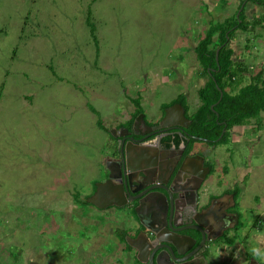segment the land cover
<instances>
[{
    "label": "rangeland",
    "instance_id": "1",
    "mask_svg": "<svg viewBox=\"0 0 264 264\" xmlns=\"http://www.w3.org/2000/svg\"><path fill=\"white\" fill-rule=\"evenodd\" d=\"M239 2L0 0V264L125 262L108 239L89 238L126 222L111 224L108 213L82 203L107 179L112 132L133 119L137 104L150 128L182 94L197 110L208 81L194 51L198 37ZM249 7L252 26L264 8ZM231 48L250 70L246 86L264 70V24L238 31ZM245 127L251 143L197 145L208 152L214 191L238 180L242 225L233 234L242 241L253 238L256 219L264 230V120ZM245 245L256 248L253 239Z\"/></svg>",
    "mask_w": 264,
    "mask_h": 264
},
{
    "label": "flooded vegetation",
    "instance_id": "2",
    "mask_svg": "<svg viewBox=\"0 0 264 264\" xmlns=\"http://www.w3.org/2000/svg\"><path fill=\"white\" fill-rule=\"evenodd\" d=\"M173 105L183 106L181 103H174V101L170 102V104L165 108L162 118H160V120L154 126H159L162 122H164L166 110ZM183 108L185 109L184 115L187 120H181L173 116L171 121L180 122L181 125L174 124L168 126L166 125V127L163 126L159 135H153L147 139V131H149L148 127H143L141 129L142 133L145 135L137 136L132 133L134 124L136 123L140 114L135 118L129 127L127 124L130 123L132 120L131 118L128 121H125L127 124L118 126L115 130L116 137L111 135L115 144L113 148L114 154H112L107 160L106 167L109 165V167L116 169V167L119 166L121 167V171L126 168L127 165L123 159L122 150L124 147L129 145V143H132L130 141V139H132V148H135L136 152H139L143 155V161L138 162V165L142 169L138 166V170L136 169V171L135 168L137 165L133 163L132 168L135 170V172L132 174L131 172H128L131 177L128 179V181H125L124 178L123 181L122 179L121 181L118 179L113 180L117 186L123 184V194L126 197L125 203H123L124 205H113L106 209H101L91 204V206L96 208L99 212L109 214V223L114 224L118 221L113 220H118L119 218L123 219L126 224L122 225L120 228H109L105 234H101V236L98 238H89V240L92 243H95L96 241L99 242L101 240L108 239L111 245L119 250L120 254L123 255L125 262H130V264H144L138 260L137 252L132 247V244L134 242H138L141 236L142 238L139 241V247L144 248L146 246V240L150 242L148 251H150V249L154 246L158 247V245H161V243H156V245H154L156 237L151 235L147 229H153L154 231L159 230V232L162 234L163 229L161 226L165 222H167L166 227L168 229L170 224L176 225V230H180L181 234L192 236L198 241L197 245L187 252L184 257L179 256L181 259L188 257L185 264H214L211 262L212 259H210L208 261L209 263H207L205 258H209L210 254L218 255L219 253L227 254L231 252L230 250L227 251L226 248L224 249V246H220V243H222V238H220L219 240H212L209 244H207L206 248L204 247L193 254V251L196 250L202 242V235L198 231L193 230V227H195L197 223L196 218L201 213H205L206 215L203 222L209 227H213V230L210 231L212 236H219L221 234L224 235L223 237H227L229 234L236 236L233 233L240 231L242 224V214L238 211L239 204L236 201L238 200V192L236 191L238 188V180L235 186L228 189V191L225 190L219 193L214 191V186L211 187V184L208 181L214 173L212 165L206 158V153L208 152H205L204 154V151L199 149L198 146L202 145L201 143H206L211 148L216 147H214V145L210 146V141L204 142L201 140H196L199 137L196 136L197 132L193 127L194 124L192 121L193 113L196 111H191L188 102L187 106H183ZM235 128L231 131L232 135L230 137L233 144H238L241 142H244L243 144H247L248 142L251 143V141H249V139L246 137L240 141L233 139L235 136L233 133L235 132ZM193 141L196 142L192 143ZM132 148L130 147V149ZM201 159L204 160V166L209 167L211 170L203 182L199 183L201 182V178L196 174L193 176L191 173L195 171L193 166H195L197 171V167H199L198 163L201 161ZM193 161H196L197 163H194L191 166L190 162ZM183 165L187 166L186 171L181 172L179 175L178 171ZM246 167H249L248 163ZM247 170H249V168ZM247 170L244 171L247 173ZM109 176L110 172L107 174L106 181L108 180ZM96 190L94 191V194L96 193ZM167 190H169V193ZM155 194H162L168 198L169 207L166 217H164V213H162L165 211V207L161 205L156 209H153L150 207V204H148L149 196ZM170 194L173 195L172 202H170ZM231 196H234V201L231 200ZM223 209L226 210L230 216L228 219H226V222L222 221L220 217L218 218V211H222ZM140 213L142 218L140 217ZM164 219L166 221H164ZM218 227H220V230ZM122 235L125 236V239H121ZM164 235H166L165 232L162 234V236ZM233 236L229 237L228 241L230 244L233 240H235ZM228 247L230 246L228 245ZM230 248L232 249V247ZM161 252H164V250H160L159 253ZM165 253L167 252L162 254V258H164ZM242 253L244 254V250L240 251L239 253L235 251L233 253L235 259H232V261H230L228 264H241V262L246 259V255L244 259ZM142 258L143 260L147 261L146 264H151L150 254L147 256L143 255ZM167 264H172V262H167ZM245 264H251V261L249 263L245 261Z\"/></svg>",
    "mask_w": 264,
    "mask_h": 264
},
{
    "label": "trees",
    "instance_id": "3",
    "mask_svg": "<svg viewBox=\"0 0 264 264\" xmlns=\"http://www.w3.org/2000/svg\"><path fill=\"white\" fill-rule=\"evenodd\" d=\"M239 1L238 9L225 22L210 23L205 33L198 37L199 41L194 49L201 69L200 77H207L208 81L198 91L201 104L193 113V127L197 132L196 136L210 141V146L214 147L229 144L231 131L235 127L251 125L256 120L259 128L264 120V70L260 69L251 78L250 84L243 86L250 70L233 60L235 52L231 48L238 31L253 32L257 26L264 24V17L253 18L252 26L247 22L250 14L248 4L264 8V0ZM88 22L95 37V26L91 19ZM174 103H181L186 107L187 98L182 94ZM141 113L140 105L137 104L130 124ZM225 129L227 132L219 141ZM194 142L196 141L192 143ZM82 203L91 206L87 202ZM121 239H125V236L122 235Z\"/></svg>",
    "mask_w": 264,
    "mask_h": 264
},
{
    "label": "water",
    "instance_id": "4",
    "mask_svg": "<svg viewBox=\"0 0 264 264\" xmlns=\"http://www.w3.org/2000/svg\"><path fill=\"white\" fill-rule=\"evenodd\" d=\"M219 53V52H218ZM223 98V93L221 96V99ZM185 109L183 108V106L181 105H173L172 107H170L169 109L166 110V117L164 119V122L161 123V125L159 126H155V127H148L149 131L148 132V136L146 137L147 139L153 135H159L161 133L162 127L166 125H181L180 122H172L171 119L172 117H177L181 120H187V118L185 117ZM167 122V123H166ZM143 127L147 128V125L145 123V118L144 115H139V117L137 118L136 123L134 124V129H133V134L137 135V136H142L145 135L142 133L141 129ZM151 130V131H150ZM156 131V132H154ZM154 132V134H153ZM226 133V129L223 132L222 137L219 139V141L222 140L223 136ZM112 136L116 137V133L115 131L112 132ZM145 140V138H144ZM196 140H201L204 142H209L208 140H204V139H200L197 138ZM130 141L133 143V140L130 139ZM132 143H129V145H127L126 147H124V149L122 150V156L123 159L125 161V164L127 165L126 168H124L121 171V167L117 166L116 169L115 168H111L107 167L108 172H110V176L108 178V180L105 183H100L98 184L96 193L93 195L92 198L89 199V204H93L94 206L101 208V209H106L110 206L116 205V206H122L124 205L123 203H125V195L123 194L124 191V187L123 184L117 186L113 180L114 179H118L121 181H123V178L125 179V181H128V179H130V175L128 174V172H131V174L133 172H135V170L138 168V162H142L143 161V155L139 152H136L135 148H132ZM130 147L132 149H130ZM137 165V167L135 168V170L132 168V164ZM197 163L196 161L190 162V165L192 166V164ZM199 167H197V171L195 166L194 169L195 171L193 173H191V175L195 176V174L197 176H199L201 178V182L202 183L203 180L206 178V176L210 173V168L209 167H205L204 166V160L201 159V161H199ZM186 167L185 165L181 166L178 173L179 175L181 174V172H185L186 171ZM139 168H141L139 166ZM142 169V168H141ZM138 170V169H137ZM136 170V171H137ZM169 193V190H167ZM231 199L233 200V196H231ZM173 201V195L170 194V202ZM148 204H150V207H152L153 209H156L158 206H163L165 207V211H163L162 213H164V217L167 216V212H168V198H166L165 195L162 194H155V195H150L148 198ZM211 212V211H210ZM213 213V212H212ZM140 217L142 218V215L140 213ZM206 215L205 213H201L196 219H197V223L195 225V227H193V230L198 231L201 235H202V242L199 245V247L193 251V254H195L198 250L203 249L204 247L206 248L207 244H209L212 240H217L219 236H212L210 231L213 230V227H209L208 225H206V223L203 222V220L205 219ZM220 217V219H222V221H227L226 219H228L230 216L227 213L226 210H220L218 211V218ZM164 221H166L164 219ZM167 226V222L163 223V225L161 226V228L163 229L162 234H165L164 236H162V234L159 232V230L154 231L153 229H147V231L151 234L154 235L156 237V240L154 242V245H156V243H161V245L158 247H153L149 250V241L146 240L145 241V247H139V241L141 240V238L139 239L138 242H134L132 244V247L136 250L137 252V258L140 262L146 264L147 261L143 260V255L147 256L148 254L151 255V264H167V262H172V264L174 263H178V264H185L188 257H185L184 259H181L179 256L184 257L185 254L187 252H189L192 248H194L198 241L196 238L192 237V236H188V235H183L181 234L180 230H176V225L170 224L169 229L166 227ZM218 229L220 230V227H218ZM228 230V229H227ZM145 236V235H144ZM146 238V236H145ZM164 250L165 256L164 258H162V254L164 252H160V250ZM211 255L209 256V258H205V260H207L206 262L209 263L208 261L210 260ZM174 262V263H173Z\"/></svg>",
    "mask_w": 264,
    "mask_h": 264
},
{
    "label": "crops",
    "instance_id": "5",
    "mask_svg": "<svg viewBox=\"0 0 264 264\" xmlns=\"http://www.w3.org/2000/svg\"><path fill=\"white\" fill-rule=\"evenodd\" d=\"M136 110H135L134 113H136ZM129 119L130 118L127 117L125 121H128ZM242 128H243V131L237 130V129H242ZM245 129H246V127H243V126L241 128H239V127L235 128L236 133H239V135H240L239 137L240 138L242 137V139L244 137L248 138L247 135L245 136V134H246ZM242 139H240V140H242ZM249 141H251V139H249ZM260 143L263 144L262 141ZM242 176H246V175L242 174L240 177L243 178ZM236 194H237V192H236ZM237 196H238L237 198H239V194H237ZM233 201H234V196H233ZM236 201L238 202V200H236ZM259 219L260 218L256 219V221L252 225V226H254V229H253L254 236H253V238H251V236H249V237H247L246 239H244L242 241V239L239 236H233V235L229 234V236L223 237L224 235H222V234L219 235L218 240L220 238H222V243H220L221 244L220 246H224V249L226 248L227 251L228 250L231 251V252H229L227 254H220L219 253L218 256L220 257V264H228L230 261H232V259H235L234 254H233L235 251H237L239 253L240 251H243V250H244V254L242 253V255L244 256V259H245V255H246V259L243 260V261L241 260L242 261L241 264H245V261L247 263H249L251 261V264H264V258L262 257L263 256L262 254L264 253V230L262 231L261 228H260L263 225H261V223H259ZM263 222H264V220H263ZM230 236H233L235 239H239L241 243H239L237 245L230 244L229 241H228ZM252 239H253V245L255 244L256 248L254 250H249L246 247L248 245H245V244L249 243ZM228 245L230 247H232V249L230 247H228ZM212 247H213V245H212ZM232 254H233V256H232ZM216 256H217L216 254L211 255L210 259H212V261H211L212 263H215V257Z\"/></svg>",
    "mask_w": 264,
    "mask_h": 264
}]
</instances>
